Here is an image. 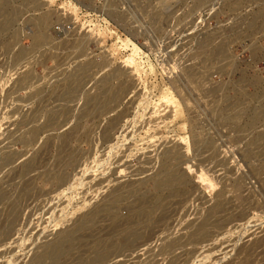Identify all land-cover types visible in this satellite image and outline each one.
I'll return each mask as SVG.
<instances>
[{"label":"rangeland","instance_id":"rangeland-1","mask_svg":"<svg viewBox=\"0 0 264 264\" xmlns=\"http://www.w3.org/2000/svg\"><path fill=\"white\" fill-rule=\"evenodd\" d=\"M33 1L0 12V264H264V0Z\"/></svg>","mask_w":264,"mask_h":264},{"label":"bare ground","instance_id":"bare-ground-1","mask_svg":"<svg viewBox=\"0 0 264 264\" xmlns=\"http://www.w3.org/2000/svg\"><path fill=\"white\" fill-rule=\"evenodd\" d=\"M13 1H17V0H0V12H4L7 10L8 7H11L12 10L14 11H18L19 10V6L20 5H12V2ZM22 3L21 5H32L34 4L33 0H21ZM36 1V0H35ZM47 1H52V0H45L44 2H47ZM75 10V9H74ZM261 13V12H260ZM44 17V15L42 16ZM256 17V16H255ZM254 17L255 20H257L256 18ZM39 18V17H38ZM40 19H41V16H40ZM45 20L47 18H44ZM43 19V21L45 22V20ZM8 29V26L5 25V24H0V32H4V31H7ZM106 29V28H105ZM16 30V29H15ZM14 31V30H13ZM19 32V31H17ZM106 32V30H91L89 33L91 35L95 34L96 37L98 38H102L104 33ZM88 34V33H87ZM89 36V35H88ZM17 39V38H16ZM46 35H44V29L43 28H39L38 31L36 32V34L34 35V43L35 46H38L40 45L41 43H46L48 42L46 40ZM17 41V40H15ZM223 45L221 44L220 45V48L219 49H222ZM226 48V47H225ZM11 50V49H10ZM222 51V50H221ZM225 51V49H224ZM223 51V52H224ZM17 53V52H16ZM28 52H26L25 50L21 49V51H19V53L17 54H14V61L17 62L20 58H22L24 55H26ZM221 54V53H220ZM224 54V53H223ZM223 56V55H222ZM12 59V61H13ZM13 61V62H14ZM14 62V64H15ZM123 65L125 67H127V75L130 74V73H133L134 74H138L139 71H140V66H139V63L137 62V59H136V54L133 53L131 54L130 56H126V58L123 59ZM123 85V84H121ZM124 86V85H123ZM122 90V89H121ZM125 91V90H124ZM115 93V92H114ZM110 97V96H109ZM96 104V103H95ZM159 110V109H158ZM241 126V125H240ZM177 147V146H175ZM174 147V145H172V147H169L168 150H167V153H166V157H164V159L167 161V164L163 167L160 168V171L158 172V175L155 177V186L159 189L161 188H176V186L178 185H182L183 183H186V178H185V174L184 172L182 173L178 168H175L173 164H169L168 161L169 159H172V158H178V155H176V148ZM162 152V151H161ZM213 152V151H211ZM173 153V154H172ZM180 158V157H179ZM200 160V159H199ZM208 160V159H207ZM188 166V165H187ZM192 169V168H190ZM186 173V172H185ZM187 174V173H186ZM186 185V184H185ZM188 185V184H187ZM153 188V187H152ZM164 197V196H163ZM163 197L161 196V194L158 192L155 193L154 197H152L154 200L153 201H146V203L148 204L142 211H135L133 214V216L136 217V219L132 220V221H135L133 222L134 225L138 222H140L141 220V215L143 217H146V220H151L152 218V215H153V212H154V208L157 207V206H161L162 204V201H163ZM222 196L220 193H218L216 196H215V200H214V203L216 206H220L222 204ZM111 206V205H110ZM105 207V206H104ZM103 207V208H104ZM102 209V208H101ZM112 207H109L108 210L110 212V214L112 213ZM212 210V209H211ZM217 211V209H214L212 212H209L210 214L208 215H200L199 216V222L196 224V226L193 228L192 230V236L194 238H202L203 236H205L207 234L206 230L211 222V218L212 216L215 214V212ZM115 213V212H114ZM97 217V216H96ZM153 219V218H152ZM93 219H90L88 221V223H92ZM119 223V222H118ZM116 224V227L117 229H122V230H125L126 232H128L127 234L125 235H137L138 237L139 236H142V233L139 232V230H136L133 226L130 225V223L127 221L126 223H123V224ZM212 223V222H211ZM115 226V225H114ZM124 235V236H125ZM130 237V236H129ZM72 239V238H71ZM70 239V240H71ZM73 240V239H72ZM75 243L74 241L73 242H65V241H60V243H58V246H57V249L60 251V258L67 252H70L73 247H74ZM98 247L100 246L99 244H97ZM96 245V246H97ZM115 246L114 243H111V244H104L102 245V249H97V256L96 258L98 257H104L106 255V252L110 249H112L113 247ZM49 250V249H48ZM54 251V250H53ZM239 254V253H238ZM44 255V254H43ZM58 256V255H57ZM40 257V256H39ZM56 257V256H55ZM59 258V257H58ZM36 264H42V261H39L37 262Z\"/></svg>","mask_w":264,"mask_h":264},{"label":"built area","instance_id":"built-area-1","mask_svg":"<svg viewBox=\"0 0 264 264\" xmlns=\"http://www.w3.org/2000/svg\"><path fill=\"white\" fill-rule=\"evenodd\" d=\"M67 27V29H70V25H66L63 22L56 21L53 23L52 27L50 28V34L52 35V37H57L60 36V32L64 31V27Z\"/></svg>","mask_w":264,"mask_h":264}]
</instances>
